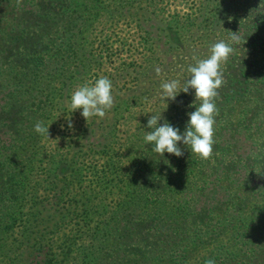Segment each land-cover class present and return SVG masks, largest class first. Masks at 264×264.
<instances>
[{"label":"trees","instance_id":"16d2710c","mask_svg":"<svg viewBox=\"0 0 264 264\" xmlns=\"http://www.w3.org/2000/svg\"><path fill=\"white\" fill-rule=\"evenodd\" d=\"M252 1L202 0L197 20L166 21L177 51L188 27L233 48L213 155L201 160L183 144L180 158L153 152L143 139L151 116L122 123L133 132L119 136L131 100L101 121L102 143L88 141L94 117L74 122L68 106L104 59L93 30L148 21L156 0H0V264H187L197 250L196 264H264V0ZM201 46L185 58L180 96L159 113L181 133L199 106L182 90L188 67L210 55ZM59 125L71 133L53 143Z\"/></svg>","mask_w":264,"mask_h":264},{"label":"rangeland","instance_id":"374dc122","mask_svg":"<svg viewBox=\"0 0 264 264\" xmlns=\"http://www.w3.org/2000/svg\"><path fill=\"white\" fill-rule=\"evenodd\" d=\"M256 1L253 0L252 2ZM201 2L202 0H156L154 8L158 14L154 13L151 16L146 14L145 19L150 17L148 21L136 17L135 20L123 18L112 26L98 27L96 30L94 29L95 31L93 30L91 36L93 53L101 55L104 59L98 70L94 69L89 76L77 84L73 91L84 84L91 86L98 78L106 76L112 82L114 98V105L105 116L110 119H112L113 109L119 103L126 99L131 100L133 109L129 116L130 119L126 118L125 115L124 119H126L121 120L120 129L117 133L119 136L133 132V127H131V124L134 123L133 119L142 120L154 114H164L162 112L164 106L172 104L173 101H164L161 84L171 80L180 81L185 58L188 54L196 55L199 52H205L206 47L201 45L212 47L219 41L226 42L227 38L220 33L208 36L204 33L206 30L197 33L196 29L189 27L188 36L181 38L182 51H177V48L168 42L167 32H165L166 21L169 24L173 20L180 23L187 19L197 20L200 15ZM252 2L249 7L254 4ZM223 3L224 7H227V3ZM239 12L241 14V11ZM184 38L185 40H183ZM239 50H241L239 53L241 58L250 56L244 51L243 46H239ZM156 68L161 69L159 75ZM145 71L147 76L142 74ZM68 106L70 107V101ZM69 109L72 110L71 107ZM81 112L82 109L73 112L74 122L79 120L78 116L81 115ZM105 117H94V123L87 135L89 142L102 143L104 141L106 125L102 126L101 121ZM126 121L131 123L130 126H122V123ZM77 124L80 125V122ZM60 126L54 130L50 137L53 143L59 137L58 134L63 136L60 140L62 141L67 139L71 133ZM200 255L199 250L194 251L187 264H196Z\"/></svg>","mask_w":264,"mask_h":264},{"label":"clouds","instance_id":"9594fccd","mask_svg":"<svg viewBox=\"0 0 264 264\" xmlns=\"http://www.w3.org/2000/svg\"><path fill=\"white\" fill-rule=\"evenodd\" d=\"M231 39L237 41L236 33H233ZM232 52L233 48L228 43L219 41L211 47L210 55L206 59H200L194 66L188 67L190 78L184 83L182 92L187 94L190 89L194 90L195 100L196 103L199 101V106L195 107V111L187 113L189 119L183 133L166 120L162 125L159 124L158 122L162 120L161 114L152 115L147 121V128L151 131L145 132L143 139L145 144L153 145V152L162 157L166 152L180 158L184 152L179 145L183 144L201 160L212 157L215 144L214 125L218 115L215 98L225 83L221 66ZM160 71V68H156L158 75ZM179 87L178 80L163 82L161 88L164 101H175L180 93ZM113 105L112 82L106 76L98 78L91 86L84 84L77 87L71 94V109L73 112L82 109L81 115L86 121L91 117L104 118ZM68 127L72 128L70 120ZM34 131L49 139V126H45L43 121L35 123ZM206 264H215V261L209 259Z\"/></svg>","mask_w":264,"mask_h":264}]
</instances>
